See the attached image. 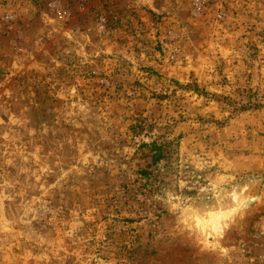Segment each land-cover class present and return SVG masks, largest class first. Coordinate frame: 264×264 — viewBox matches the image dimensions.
I'll use <instances>...</instances> for the list:
<instances>
[{
	"label": "rangeland",
	"instance_id": "1",
	"mask_svg": "<svg viewBox=\"0 0 264 264\" xmlns=\"http://www.w3.org/2000/svg\"><path fill=\"white\" fill-rule=\"evenodd\" d=\"M0 264H264V0H0Z\"/></svg>",
	"mask_w": 264,
	"mask_h": 264
},
{
	"label": "bare ground",
	"instance_id": "2",
	"mask_svg": "<svg viewBox=\"0 0 264 264\" xmlns=\"http://www.w3.org/2000/svg\"><path fill=\"white\" fill-rule=\"evenodd\" d=\"M219 218H221L220 216H210V218H209V220H210V226H211V228L215 231L216 230V225H217V223H218V221H219Z\"/></svg>",
	"mask_w": 264,
	"mask_h": 264
}]
</instances>
